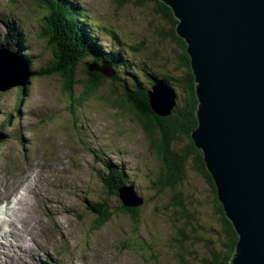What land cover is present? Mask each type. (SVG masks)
Instances as JSON below:
<instances>
[{
  "label": "rangeland",
  "instance_id": "1",
  "mask_svg": "<svg viewBox=\"0 0 264 264\" xmlns=\"http://www.w3.org/2000/svg\"><path fill=\"white\" fill-rule=\"evenodd\" d=\"M75 4L89 11V23L100 43L129 60L131 66L118 71V85L134 88L135 80L128 74L138 76L148 90L152 73L157 79H162V72L180 77L181 49L166 36L171 26L156 12L153 1L75 0ZM12 18L22 21L27 38L23 42L35 55L31 68L39 72L53 58L43 36L44 11L36 0H0V35L6 33L5 24ZM0 55L10 64L18 57L5 48H0ZM81 68L76 80L84 83ZM14 78L10 74L8 83ZM10 86L0 92V210L5 209L10 188L18 187L27 194L26 202L38 220L35 236H41L34 260L19 254L15 263L212 264L204 236L211 222L218 220L210 186L189 160L182 190L156 188L166 172L155 147L157 135L145 133L136 113L128 109L131 106L123 104L119 88L107 85L82 102L79 98L85 88L77 86L71 96L57 76L30 78L23 93L20 85ZM179 143L171 149H179ZM106 162L123 171L122 179L132 183L135 195L143 198L139 223L119 213L120 200L105 189ZM173 193L182 195L191 224L186 225L174 208ZM104 202L114 216L95 229V214L86 205ZM22 222L25 218L19 226Z\"/></svg>",
  "mask_w": 264,
  "mask_h": 264
},
{
  "label": "water",
  "instance_id": "2",
  "mask_svg": "<svg viewBox=\"0 0 264 264\" xmlns=\"http://www.w3.org/2000/svg\"><path fill=\"white\" fill-rule=\"evenodd\" d=\"M158 1L172 10L187 45L198 100L191 138L238 235L230 264H264V0ZM92 70L113 77L111 67ZM29 77L18 58L11 66L0 55V92ZM148 96L159 117L176 105L164 81ZM119 192L127 208L144 202L131 188Z\"/></svg>",
  "mask_w": 264,
  "mask_h": 264
},
{
  "label": "trees",
  "instance_id": "3",
  "mask_svg": "<svg viewBox=\"0 0 264 264\" xmlns=\"http://www.w3.org/2000/svg\"><path fill=\"white\" fill-rule=\"evenodd\" d=\"M151 1L154 2L156 12L160 14L162 20L171 26V30L170 32L168 30L169 33L167 32L166 36L173 39L182 52L180 64L178 65L182 71L180 77H171L169 73L162 72V79H157V75L154 76L152 73L149 81V85L153 87L158 81L163 80L175 91L177 96L175 101L176 105L173 107L168 117H159L152 110L148 96L149 91L148 89L142 88L141 82L138 81V76L128 74L129 72L127 73L136 81H134V88L132 87L129 89L126 85L123 87L116 83L118 77L121 79V74L118 73V71L128 68L131 64L127 58L122 56L119 50H108L100 43L98 33L91 26V23H89L90 18H88V10L85 11L82 7L80 9L76 6L75 0L71 3L73 7L69 0H38L40 7L45 10V15L46 13L48 14L44 19L45 26L43 36L48 46L47 48H49L53 54V58L49 65L39 72L33 71L30 67L32 65L31 59L35 58L31 53H29L31 59L25 58L24 60L29 66L30 72L33 73L32 75L34 78L36 76V78L39 79L57 76L63 80L65 88L71 96H73L74 89L77 86L80 85L84 87L85 92L79 98L82 102L107 85H114L116 88H119L124 94L123 104L131 106L128 109L136 113L138 120L143 125L145 133H151L152 136L157 135L155 147L157 149V154H160L161 158L165 161L164 167L166 169V176L163 175V173L160 175L158 178L159 186L156 188L172 191L181 188L182 190L185 184H183L182 181L186 176V167L190 164L189 160H193L192 169L194 172L199 173L204 178L206 184L211 188L212 195L215 199V214L218 215V220L212 221L210 227L205 230L206 249L212 256V264H230V259L236 250L238 235L232 223L227 219L223 206L218 201L217 190L212 176L205 167L203 154L200 150L196 149L191 138V133L198 126L195 117L198 100L195 91V78L191 69L190 58L187 54V45L176 35L175 30L178 22L172 10L158 0ZM82 11L88 14H84ZM8 29L9 35L4 42L0 40V46H8L6 47L7 49L16 52L21 57H26L28 52L24 51L27 53L25 56L22 53L26 47L20 46V43L18 46L14 43L15 40L17 41L22 38L21 32L14 25H9ZM107 31L114 35L116 34L112 30ZM22 40L26 41L24 38H22ZM142 47L141 45L140 48ZM156 57H158L157 53L154 54V58ZM104 65L111 66L113 71L112 78H107L102 73L92 70L94 67L103 69L105 68ZM80 66H82L81 70L85 80L84 83L76 80L77 71H80ZM124 82L126 84L125 80ZM20 87L21 88L18 90L23 93L24 86L21 85ZM177 141L181 143V146L179 149H174L173 151L171 147ZM1 143L2 142H0V145ZM109 168H111L110 165ZM123 175L124 173L121 171L112 170L110 176H107V178L105 177L103 182L108 194L120 200L121 204L118 208V212L127 215L133 223L137 224L139 223L140 208L144 202L140 207L136 208H127L124 206L120 198L119 189L125 184L130 186L133 184L126 182V179L122 180ZM173 194L172 204L174 208L182 214L181 216H183V219L186 221V225L189 223L191 224L190 217L184 209L185 204L181 198L182 195ZM90 207V211L95 214V229L103 228L112 220V216H114L113 213L109 211L106 202L97 203ZM180 236L183 237L182 232ZM205 264L211 263L206 262Z\"/></svg>",
  "mask_w": 264,
  "mask_h": 264
},
{
  "label": "bare ground",
  "instance_id": "4",
  "mask_svg": "<svg viewBox=\"0 0 264 264\" xmlns=\"http://www.w3.org/2000/svg\"><path fill=\"white\" fill-rule=\"evenodd\" d=\"M70 3H72V1ZM71 6L73 7L72 4H71ZM88 13H89V11H88ZM46 15H48V14L46 13ZM23 30H25V29H23ZM18 40L17 41L20 43V46H22V47L26 46L24 44L22 38H20ZM6 47H8V46H6ZM30 50H32V49H30ZM22 53L25 56L26 53L24 51H22ZM27 56L22 57L23 60L25 58L31 59L29 57V53ZM31 60H33V59H31ZM24 63H25V60H24ZM38 63H40V62H38ZM37 65L38 64H36V66ZM22 104H23V102H22ZM18 130H20V128ZM93 158L95 159V157H93ZM22 167H23V164H22ZM46 174H48V173H46ZM43 178H46V177H43ZM132 186L134 189H136L134 185H132ZM122 188H124V186ZM78 193H80V192H78ZM0 195H1V192H0ZM26 199H28L27 194H21V196H18V187L17 188H10V192H8V194H7V199L4 201L5 202V209L0 210V264H8L9 261H11L12 263L14 262V264H17V263H15V261L18 260L19 254L20 255H26L28 257H32L31 261L34 260L33 256H35V254H36V252H35L36 248L35 247L39 244V239L41 236L39 238L37 237V235L35 236L34 230H35V225L38 222V220L34 216V212L31 208L32 205H30L28 202H26ZM22 218H25L26 222H22L21 226H19ZM12 256H14L15 258H12Z\"/></svg>",
  "mask_w": 264,
  "mask_h": 264
}]
</instances>
